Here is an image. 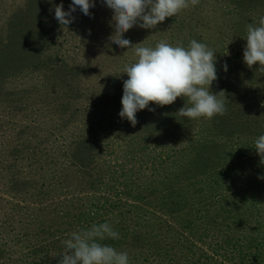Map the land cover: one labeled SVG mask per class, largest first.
<instances>
[{
    "label": "rangeland",
    "instance_id": "obj_1",
    "mask_svg": "<svg viewBox=\"0 0 264 264\" xmlns=\"http://www.w3.org/2000/svg\"><path fill=\"white\" fill-rule=\"evenodd\" d=\"M71 2L0 0V264H39L42 252L52 264L70 233L86 228V218L97 217L90 207L94 201L115 207L108 220L117 230L150 232L156 229L154 221L174 226L162 215H156L158 220L148 217L150 207L136 210L146 195L142 189L154 190L156 196L166 185L183 190L181 186L191 185L187 178L194 176L180 172L186 146L198 163L214 164L222 152L236 148H228L232 139L239 147L246 141L238 138L264 122V73L256 68L251 80L235 83L241 107L223 119L229 130L237 131L233 136L211 135L212 145L201 150L200 127L190 126L194 130L188 133L175 118L168 122L175 127L160 133L158 155L137 152L132 142L123 140L132 125L119 117L128 78L121 72L135 61L125 59L123 50L122 59L101 63L112 53V48L97 45L103 40L93 32L113 12L103 0H92L90 16L77 7L74 22L67 29L59 25L55 6L62 4L68 11ZM258 3L264 7V0ZM242 25L247 27L245 21ZM148 31L133 26L123 36L139 42ZM240 75L241 70L236 78ZM233 81L223 86L234 87L227 83ZM148 107L154 111L139 110L138 121L146 118L142 114L158 116L162 111L161 106ZM151 237L163 238L160 233Z\"/></svg>",
    "mask_w": 264,
    "mask_h": 264
},
{
    "label": "trees",
    "instance_id": "obj_2",
    "mask_svg": "<svg viewBox=\"0 0 264 264\" xmlns=\"http://www.w3.org/2000/svg\"><path fill=\"white\" fill-rule=\"evenodd\" d=\"M258 2L259 0H200L198 5L168 17L156 28L149 29L146 34L148 36L143 40L130 41L133 45L140 43L148 47H155L160 40H166L173 46L182 42L186 47L192 39L207 44L215 51L217 77L221 76L213 82L210 90L213 93L221 90L225 92L228 100L226 113L230 114L232 108L237 110L241 107L238 103L242 100V95L235 89V83L244 82L248 77L251 80L252 72L259 67L253 65L249 69L243 62L247 27L242 25L245 21L247 26L250 20L256 24L264 16V7ZM183 13H186L184 17L177 19ZM112 16L113 12H108L105 15L108 20L102 26L93 24L99 27H94L93 32L100 34L103 40L97 45L112 48L110 57H103L101 63L122 59L123 50L127 53L125 59L129 57L135 61L134 48H120L108 40L114 32L111 26ZM123 38L126 39L125 36ZM225 63L227 71L222 67ZM235 66L237 67L230 76L229 72ZM239 70L241 75L236 78ZM229 79L234 81L227 83L234 87L223 86ZM184 103L187 104V100L178 97L173 104L160 107L162 111L158 112V116L142 114L146 118L142 120L139 117L140 120L131 127V133L126 132V139L123 140L132 142L139 153L148 151L147 155H158L163 146V134L160 133L174 128V124L170 126L168 122L175 118H180L179 121L181 120L188 133L195 127H200L198 144L201 150L209 149L208 145H212L209 136L226 139L237 132L226 127V121L223 120L228 117L226 115H217L211 120H188L180 117L176 112ZM190 126L194 129L190 130ZM262 134L264 122L257 131L249 132V136L238 138L246 141L239 147L237 139H232L228 148H236L230 152H222L214 164H203L199 161L201 168L188 149L191 146H186L180 172L186 177L194 175L187 178L191 185L181 186L183 190L168 185L161 189L153 188L160 189L158 196L154 190L142 189L146 195L140 197V206L136 209L150 207L153 213L148 214V217L154 216L153 219L158 220L156 215H162L175 225L171 226L163 221L154 224V221L156 229L150 232L128 228L117 230L114 226L113 229L119 233L120 238L107 239L103 243L113 246L117 251H127L130 264H264V255H259L260 250L264 251V179H258L264 177V164L260 163V157L253 148L254 140ZM198 158L202 159L200 155ZM90 207L97 217L94 220L91 217L86 218V228L103 222L111 224L108 215L111 208L115 207L108 201H94ZM81 217L85 216L78 219L81 220ZM157 233L163 238L151 237ZM37 253H40L39 250L32 254L36 257ZM41 254L39 264H51L48 256L44 252ZM58 260L59 255H56L52 264H58Z\"/></svg>",
    "mask_w": 264,
    "mask_h": 264
},
{
    "label": "clouds",
    "instance_id": "obj_3",
    "mask_svg": "<svg viewBox=\"0 0 264 264\" xmlns=\"http://www.w3.org/2000/svg\"><path fill=\"white\" fill-rule=\"evenodd\" d=\"M103 3L113 11L111 26L114 32L108 40L120 48H134L136 58L121 72L128 77L123 82L121 119H127L135 126L139 110L148 108L154 111L148 107L150 102L162 107L173 104L178 97L187 100V104L176 112L182 118L211 120L226 114L228 100L225 92L210 90L218 77L215 51L207 44L192 39L186 47L182 42L173 46L160 40L155 47H148L140 43L133 45L129 39L123 38L133 26L154 29L166 18L198 5L200 0H103ZM77 7L84 15L90 16L89 9L95 7V3L92 0H72L68 11L63 10L62 4L56 5L55 19L59 25L67 29L75 20L72 13ZM245 40L243 62L249 69L259 65L257 70L264 73V16L256 24H247ZM222 67L227 71L226 63ZM253 148L260 163L264 164V134L254 140ZM119 238V233L107 222L77 229L64 240L65 250L60 253L58 264H130L127 251H117L103 243L107 239Z\"/></svg>",
    "mask_w": 264,
    "mask_h": 264
}]
</instances>
